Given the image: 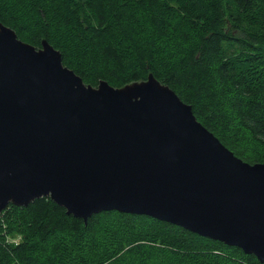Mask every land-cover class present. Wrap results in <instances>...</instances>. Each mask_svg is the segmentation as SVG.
Wrapping results in <instances>:
<instances>
[{"label": "water", "instance_id": "water-1", "mask_svg": "<svg viewBox=\"0 0 264 264\" xmlns=\"http://www.w3.org/2000/svg\"><path fill=\"white\" fill-rule=\"evenodd\" d=\"M49 196L68 214H145L264 263V163L237 156L150 73L87 84L47 39L0 23V212Z\"/></svg>", "mask_w": 264, "mask_h": 264}, {"label": "trees", "instance_id": "trees-1", "mask_svg": "<svg viewBox=\"0 0 264 264\" xmlns=\"http://www.w3.org/2000/svg\"><path fill=\"white\" fill-rule=\"evenodd\" d=\"M0 23L47 39L87 84L153 73L237 156L264 163V0H0ZM0 264L264 263L145 214L85 222L45 196L0 212Z\"/></svg>", "mask_w": 264, "mask_h": 264}, {"label": "rangeland", "instance_id": "rangeland-1", "mask_svg": "<svg viewBox=\"0 0 264 264\" xmlns=\"http://www.w3.org/2000/svg\"><path fill=\"white\" fill-rule=\"evenodd\" d=\"M12 240H14V241H18V238H17V237H15V238H13Z\"/></svg>", "mask_w": 264, "mask_h": 264}]
</instances>
